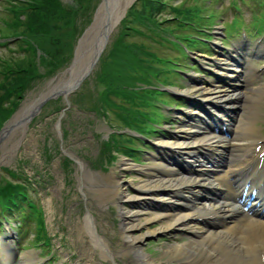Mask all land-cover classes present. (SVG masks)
I'll list each match as a JSON object with an SVG mask.
<instances>
[{
	"label": "bare ground",
	"instance_id": "6f19581e",
	"mask_svg": "<svg viewBox=\"0 0 264 264\" xmlns=\"http://www.w3.org/2000/svg\"><path fill=\"white\" fill-rule=\"evenodd\" d=\"M132 1L105 0L95 23L83 37L77 61L50 84L44 98L49 92L71 87L85 74V63L98 53V48H92L94 42L124 15ZM239 63L242 62L224 55L216 60L217 73L231 84L212 79L205 85L201 76H193L192 85L183 92L198 107L192 105L179 112L183 121L175 129V136L157 141L161 156L150 155V163L139 165L123 158L119 160L121 176L102 183L104 177L80 161L81 180L89 192L119 201L120 244L125 243V250L116 252L110 248L97 232L91 213L86 216L90 234L99 245L105 246L113 264H118L115 256L119 255L130 257L132 264H264L260 257L264 252V222L251 217L244 220L248 213L243 212L240 199L244 183L251 176L244 172L243 166L250 163L253 146L250 140L257 134L262 114L264 81L255 84L257 75L250 65L241 67ZM244 85L249 88H240ZM36 104V100L26 102L0 134L2 159L6 160L17 148L26 131L23 122ZM205 110H211L212 118L217 116L216 121L202 119ZM218 113L223 114L221 118ZM234 113L238 116H233ZM215 122L220 124L219 131H209ZM225 131L229 136H225ZM199 156L208 160L206 166L198 164ZM123 170H136L138 179L125 178ZM258 198L264 200V190H259L254 200ZM176 232L189 238L182 243L167 244L157 257L143 250L147 236ZM19 254L18 261L13 262L11 257L16 259L13 245L0 244V264H43L35 251Z\"/></svg>",
	"mask_w": 264,
	"mask_h": 264
},
{
	"label": "rangeland",
	"instance_id": "374dc122",
	"mask_svg": "<svg viewBox=\"0 0 264 264\" xmlns=\"http://www.w3.org/2000/svg\"><path fill=\"white\" fill-rule=\"evenodd\" d=\"M2 1L3 0H0V8L2 7ZM102 1L103 0L95 1V6L91 11L92 17L89 21L85 18L81 19L83 21H80L79 24L84 31L75 39L74 46H72V49L63 57L61 63H59L58 71L53 75L42 73L40 76H37V78L32 80L30 86H28V89L25 91V95L21 98L20 104L16 107L14 112L12 111L13 114L26 102L35 100L43 95L44 92H47L50 84L53 82L52 80L64 73L70 66L74 55L76 54L80 38L85 34L89 26L92 25V21L95 19L97 10ZM170 1L172 3L180 4L186 2V5L196 3V1L192 0ZM248 1L252 4L254 11L257 10L258 12H264V0ZM199 3L204 6L207 14L217 13V25H215L214 28L217 33L216 35L218 36L214 38L217 39V41L222 42L221 39L224 38V34H222V23L227 21L232 22L234 18V11L231 8L230 0H199ZM261 4H263V6ZM166 14H168V12H166ZM263 14L264 13L260 14V16ZM253 15V13L245 12L246 19L251 20ZM3 17H5V13L3 10H0V32L5 33L6 29ZM119 28L120 26L114 28L108 45L118 34ZM127 41L138 43L145 42L149 45V48L156 51L162 57L170 56L181 59L180 67L185 69V71L192 73L193 68L198 72V75L201 73L202 76L206 77L208 80L214 77L213 73L208 71L210 67L207 68L208 70L204 71L196 69V66L193 67L196 62L187 57L180 56V52L175 49L173 50L172 44H169L167 41H165L164 44H161L157 39L152 40L137 35H132ZM225 46L230 48L231 43H226ZM220 50L225 51L224 48ZM204 54L206 53H202L197 49L194 50V56L199 59V61L203 59V56H205ZM211 56L217 57L218 53L214 52ZM23 57L24 53L17 48L12 51L7 47L0 46L1 62H3L2 60L6 61L8 58L11 60H17V58ZM202 62H206L208 65L210 64L209 61L204 59ZM263 62L264 59L260 57V62L259 59H254L253 65L257 66ZM44 69L45 68L43 67L38 68V70ZM97 69L98 68L96 67L82 86L76 91L81 90V94L86 92V95H88L89 93L87 92L89 88L94 89V85L96 84L95 71ZM3 77V75H0V79ZM170 78L176 83L175 87H177V90H184L190 86L185 77L178 75L177 73H171ZM260 79L261 78H258L255 81V84L259 85L264 81V79L262 81H260ZM153 81L156 82L155 79ZM205 83H207V81ZM241 88H249V86L244 85ZM62 98L63 99L58 102V105L54 104L52 106L48 105L46 107H41V109L43 108L42 112L37 115L35 123L30 125L26 137L23 139L19 138L17 148L7 157L6 160L1 158L0 152V161L2 162L0 164V182L8 177L7 173L11 172V170L17 169L22 173L20 176L26 178L28 184L30 183V187H28L29 197L35 204V206L32 207V210L26 208L20 212H6L4 207H0V218L3 222L5 221V218H7L6 220L11 222L14 229H17L20 225L16 223V221L21 223L18 228L19 237L16 241L21 252L25 253L37 249L45 258H47L46 256L49 251L53 252L55 254L54 258L52 261L48 259L46 262L47 264H113L111 257L106 255L108 253L105 250V246L102 245L101 242V245H99L92 234H90L85 218L88 215V212H90L97 232L104 238L105 242H108L109 247L117 252V248L123 247L120 246L122 235L120 232L121 227L120 219L118 217L117 203H111L110 196L108 198H102L100 197L101 195L99 192H89L88 187L83 184L81 180L82 169L80 168L81 164L79 161L85 163L90 170H98L102 174H105L111 171L112 167H114L120 159H127V157H124L123 154L120 153L119 158L108 165L110 166L108 171H103L107 170V168H104L107 165L104 164V167H100L96 162L101 158V140L109 135L111 127L107 124L103 115L100 114L98 116L95 114V111H92L90 108H81L78 104L72 102V99L76 101L75 91L68 95V98H71L72 103L68 106L67 111L62 116L61 111H57L55 108L57 106L67 107L66 99L64 96ZM113 98L117 103L123 104V100L120 97L113 95ZM175 98L182 102L186 101V98L182 96ZM87 100L88 99H86V102ZM87 103H89V101ZM182 104L179 106V109L187 110L189 108L187 104ZM112 117L114 119L113 123L120 125L122 130H129L126 126L122 125L121 120L116 118L114 114ZM8 120L6 121V124L8 123ZM178 120L179 122L177 123L175 120L173 121L174 129L181 122L180 119ZM162 126L167 127L164 120ZM66 129H68L67 137L63 138V132L65 134ZM156 134V138L153 140L161 138L157 137L160 135L159 131L156 132ZM17 140L18 137L14 142L16 143ZM2 143H0V146ZM141 149H143V151H141V158H135L132 160L134 162H139L140 165H145L149 163L150 160L144 156H147L153 148L146 144V146L142 145ZM66 155H70L75 161L68 163V165H63ZM126 178H131L133 180L138 179L135 171L126 172ZM21 180L23 181V179ZM0 185L2 184L0 183ZM130 191L133 192L132 189H130ZM103 202H106V205L104 204L105 206H103ZM33 211H40L45 216V222L49 233L53 237L52 245L49 248L44 245V242H39L38 245H35V235L38 234L37 231L39 226L30 218ZM4 225L5 224L0 223V236L3 235ZM156 225L157 224L154 226ZM169 241L170 240H167V237L163 234L156 233L145 238L143 241V250L157 257L159 254L163 253V247L169 244ZM185 241H187V238L181 239L177 242L182 243ZM119 256L120 257L115 256L118 264H132L130 257H127L126 255Z\"/></svg>",
	"mask_w": 264,
	"mask_h": 264
},
{
	"label": "trees",
	"instance_id": "16d2710c",
	"mask_svg": "<svg viewBox=\"0 0 264 264\" xmlns=\"http://www.w3.org/2000/svg\"><path fill=\"white\" fill-rule=\"evenodd\" d=\"M167 1L169 0H140L139 8L134 6L129 18L123 22L125 29H132L135 25L133 23H138L135 34L147 39L153 36L149 32L156 34L159 27L163 31L184 36L187 32L193 31V27L183 23V20L201 22L207 20L201 16L202 7L198 4L182 7L170 5ZM94 6L95 0H76L73 4H64L61 0H34L27 8L28 12H25L27 15L25 20L20 19V11L14 12L16 26L20 27V32L30 39V43L29 51L23 58L10 59V66L7 64L4 66L11 71L0 80L1 121L13 110L10 106L6 107V102L10 101L12 95H16V91H22L42 74L38 68L43 67L49 71L59 66L63 57L72 49V42L82 32L79 24L83 21L81 19H88L87 15ZM164 12L174 13L182 21L167 18L172 17L171 14L163 18ZM125 35L126 33H122L121 37L114 41L112 49L102 60L101 72L98 73L97 78L103 81L104 87L96 100L97 105H101L104 109L118 108V114L128 125L143 128L145 119L142 114H146L143 109L150 107V101L144 97L139 102H135L136 97L144 92L137 89V82L139 80L147 82V75L145 73L142 75L137 70L139 67L159 74L162 72V67H157L156 64H164V62L148 44L128 42ZM157 35L160 36L159 33ZM37 48L43 51L40 59ZM13 70H19L21 73ZM149 91L155 93L153 90ZM149 91L146 90V94ZM112 95L120 97L123 104L117 103Z\"/></svg>",
	"mask_w": 264,
	"mask_h": 264
},
{
	"label": "water",
	"instance_id": "95a60500",
	"mask_svg": "<svg viewBox=\"0 0 264 264\" xmlns=\"http://www.w3.org/2000/svg\"><path fill=\"white\" fill-rule=\"evenodd\" d=\"M104 2H105V0H103ZM108 24V22L106 23V25ZM109 26L106 28V30H105V33L101 36V37H99L98 39H97V41H95L94 42V44H93V47H94V49L99 45H101L102 43H105L107 40H108V36H109ZM97 43V44H96ZM97 57V54H95L94 55V58H96ZM95 64V61L94 62H92L91 64H90V68L91 67H93V65ZM84 79V75L83 76H81V78H80V80L78 81V85L80 84V82L82 81ZM27 119L29 120L30 119V117H27Z\"/></svg>",
	"mask_w": 264,
	"mask_h": 264
}]
</instances>
